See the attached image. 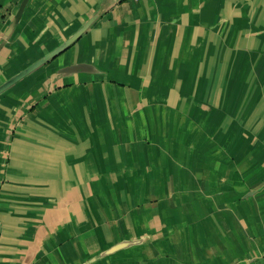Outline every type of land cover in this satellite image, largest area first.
I'll return each mask as SVG.
<instances>
[{"label": "crops", "instance_id": "1", "mask_svg": "<svg viewBox=\"0 0 264 264\" xmlns=\"http://www.w3.org/2000/svg\"><path fill=\"white\" fill-rule=\"evenodd\" d=\"M0 0V264H264V0Z\"/></svg>", "mask_w": 264, "mask_h": 264}, {"label": "water", "instance_id": "2", "mask_svg": "<svg viewBox=\"0 0 264 264\" xmlns=\"http://www.w3.org/2000/svg\"><path fill=\"white\" fill-rule=\"evenodd\" d=\"M27 2H28V0H21V2L19 3L17 11L15 12L13 19L11 21V25L9 26L8 30L5 33V37H8L10 35L11 31L13 30L14 25L17 24ZM95 18H96V15H92L91 17H89V19H87L81 27H79L70 37H68L65 41H63L57 47L50 50L49 52H47L43 56L39 57L38 59L33 61L28 66L24 67L23 69H21L19 72L15 73L13 76H11L6 81L2 82L0 84V94L3 91H5L7 88H9L10 86L15 84L16 82H18L19 80H21L22 78L27 76L28 74H30L32 71H34L35 69L40 67L41 65L47 63L49 60L53 59L58 54L65 51L91 25V23L94 21ZM2 44L3 43L1 42L0 47L2 46Z\"/></svg>", "mask_w": 264, "mask_h": 264}]
</instances>
